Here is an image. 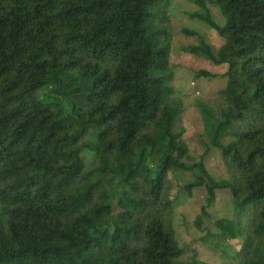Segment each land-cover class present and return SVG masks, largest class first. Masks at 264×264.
<instances>
[{
  "label": "trees",
  "instance_id": "16d2710c",
  "mask_svg": "<svg viewBox=\"0 0 264 264\" xmlns=\"http://www.w3.org/2000/svg\"><path fill=\"white\" fill-rule=\"evenodd\" d=\"M193 1L225 39L214 51L183 29L197 39L186 51L226 66L219 116L198 104L221 181L184 162L170 0H0V264H180L170 174L182 171L195 177L184 189L208 193L197 227L217 189L232 193L234 216L214 221L242 239L225 264H264V0Z\"/></svg>",
  "mask_w": 264,
  "mask_h": 264
},
{
  "label": "rangeland",
  "instance_id": "374dc122",
  "mask_svg": "<svg viewBox=\"0 0 264 264\" xmlns=\"http://www.w3.org/2000/svg\"><path fill=\"white\" fill-rule=\"evenodd\" d=\"M170 22L172 27L171 40V69L174 73L172 79L173 95L181 99L183 112L178 120V129H184V140L188 146V154L184 158L187 164L203 161L207 171L221 181L228 178V171L222 158L220 149L213 146L205 130L204 120L199 108L200 102L209 104L215 116L223 106L219 91L226 86L224 76L226 66L215 65L203 56H198L185 50L186 47L196 44L194 36L183 32L184 28L199 32L205 41L217 51L225 39L208 24L192 13L200 10L193 0H170ZM213 19L221 26L225 24L219 7L208 4ZM200 70H207L216 74L214 77L200 76ZM50 86L40 90V96L49 100ZM53 96V95H52ZM67 105V103H66ZM94 135L86 136L80 144L94 139ZM84 155L89 161L94 160V153L85 150ZM198 171V170H197ZM173 183L171 191L174 199L175 214L173 217V239L183 249L179 259L180 264H194L195 260L207 264H225L232 260L242 245V239L224 237L215 230L214 221L222 217H233L235 202L228 188L216 190L215 199L207 206L210 217L203 220L201 227L195 224L196 217L201 213L202 206L206 205L208 193L205 186L195 187L191 191L184 189L185 184L195 180L193 172L182 171L171 173ZM211 236L205 240L206 234Z\"/></svg>",
  "mask_w": 264,
  "mask_h": 264
}]
</instances>
